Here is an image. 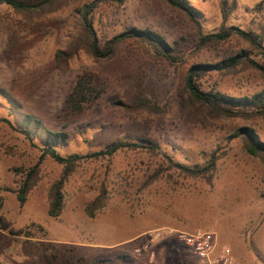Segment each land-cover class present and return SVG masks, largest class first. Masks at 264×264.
I'll list each match as a JSON object with an SVG mask.
<instances>
[{"label":"rangeland","instance_id":"1","mask_svg":"<svg viewBox=\"0 0 264 264\" xmlns=\"http://www.w3.org/2000/svg\"><path fill=\"white\" fill-rule=\"evenodd\" d=\"M93 1L60 0L34 12L0 8V264H141L166 243L191 258L178 230L211 232L231 247L237 264H264V160L246 152L240 133L252 128L264 141V116L215 114L185 87L189 69L209 63L199 79L205 91L241 99L264 90V55L245 39L234 34L197 48L199 25L205 34L222 24L264 34V0H228L227 20L222 0H186L200 24L164 0L102 2L93 16L101 45L131 27L148 28L178 43L180 60L156 58L128 39L107 58L82 51L58 67L57 51L81 29L80 12ZM237 54L263 68L215 65ZM83 76L100 94L83 114L67 113L66 100ZM140 97L157 108L136 107ZM27 113L66 135V143H56L60 154L84 156L64 185L58 217L49 209L63 165L44 155L42 136L21 132ZM116 140H150L158 148L85 157ZM212 160L198 177L177 167L207 168ZM33 167L38 173L22 206L17 191ZM172 250L165 249L169 263Z\"/></svg>","mask_w":264,"mask_h":264},{"label":"trees","instance_id":"2","mask_svg":"<svg viewBox=\"0 0 264 264\" xmlns=\"http://www.w3.org/2000/svg\"><path fill=\"white\" fill-rule=\"evenodd\" d=\"M58 1L60 0H0V8L3 5H7L18 12H34L43 7L54 5ZM113 1H117L118 3L122 4L125 0H94L90 4L84 6L80 12L81 29H79L78 33L73 36L66 48L59 49L56 53L58 67L64 68V66L69 64L71 59L75 58L82 51L96 58H107L121 43L128 39H136L141 41L147 46L149 51L156 58L164 59L172 64L180 60L177 51L178 43L171 45L161 34L148 28L141 29L138 27H131L130 29L115 35L112 39L106 41L104 45H101L100 39L93 25V16L96 9L101 5L102 2ZM164 1L170 7L179 10L194 22L200 24L196 18L193 8L187 3L186 0ZM231 10L232 8L230 9V6H228V0H222V12L225 20L228 19ZM199 28L200 39L197 44L198 49H203L212 45H218L227 41L232 35L236 34L248 41L264 55V34L256 36L252 32H246L241 28L235 26H226L225 24H222L221 28L217 32L208 34H205L202 31L201 25H199ZM224 62V64L217 63L215 65L219 69H223L235 67L240 62H248L253 67L263 68V65L243 54L231 56L228 59H224ZM209 67V63H199L193 65L189 69L185 81V87L195 102L208 107L211 112L218 115L235 116L242 114H253V116H264V90L256 93L252 97H245L241 99L227 97L214 89L209 91L203 90L200 87L199 79L208 72ZM96 88V81H94V79L91 77H79L72 92L66 100L64 110L67 113L83 114L88 104H91V102L97 98L96 92H98V95L100 94V91L95 90ZM135 106H148L152 109L157 108L156 106H152L150 101L145 97H140ZM21 120L26 125V128L20 129L21 132H23L30 139L42 136L44 138V143L41 149L43 150L44 155L50 156L56 162L63 165V173L53 185L52 201L49 209L50 216L58 217L62 213L64 207V185L69 176L74 172L77 164L82 158H84V156L77 153L67 156L60 154L56 147V143H66V135L62 132H55L48 127H45L41 119L27 113L22 115ZM30 128L33 129V134L30 131ZM240 131L241 135L244 137V148L246 152L251 156L264 160V141L259 139L258 135L252 128H245L244 130ZM137 147H145L150 151H154L158 148V145L157 143L150 140H140L139 142L133 140H116L107 144L99 151L87 154L85 157H109L113 156L120 150ZM214 165L215 160H212L210 167L207 168H191L184 164L177 163V167L180 168L182 173L193 177H198L204 174ZM37 173L38 167H33L30 171H28L26 177L22 181L20 188L17 191V196L22 206L27 201L28 194L34 185ZM1 206L2 203L0 202V207ZM88 213L90 216H94V213L91 211V209H88Z\"/></svg>","mask_w":264,"mask_h":264},{"label":"built area","instance_id":"3","mask_svg":"<svg viewBox=\"0 0 264 264\" xmlns=\"http://www.w3.org/2000/svg\"><path fill=\"white\" fill-rule=\"evenodd\" d=\"M176 233L177 237L194 252L201 263L237 264L231 247L227 244H219L213 233L204 230L194 232L178 230Z\"/></svg>","mask_w":264,"mask_h":264},{"label":"crops","instance_id":"4","mask_svg":"<svg viewBox=\"0 0 264 264\" xmlns=\"http://www.w3.org/2000/svg\"><path fill=\"white\" fill-rule=\"evenodd\" d=\"M166 248L173 249L172 252L175 262L169 263L168 261L169 257L167 256V252H165ZM157 251H158V256H156L154 260L144 257L143 259H141V264H188L187 262H189V260L192 264H203L199 261V259L192 250L191 251L193 252V256H191V258L190 257L188 258L184 256L178 249L174 248L168 243H166V245L159 246Z\"/></svg>","mask_w":264,"mask_h":264}]
</instances>
